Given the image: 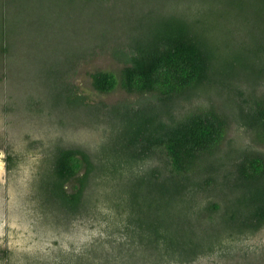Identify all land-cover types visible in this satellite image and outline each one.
Listing matches in <instances>:
<instances>
[{"label": "trees", "instance_id": "16d2710c", "mask_svg": "<svg viewBox=\"0 0 264 264\" xmlns=\"http://www.w3.org/2000/svg\"><path fill=\"white\" fill-rule=\"evenodd\" d=\"M18 11L52 20L11 26ZM19 46L49 98L29 96L46 128L17 143L0 93V190L27 217L0 264H264V0H0L4 60ZM99 49L119 65L90 71L93 88L132 99L70 80ZM37 239L48 252L25 248Z\"/></svg>", "mask_w": 264, "mask_h": 264}, {"label": "rangeland", "instance_id": "374dc122", "mask_svg": "<svg viewBox=\"0 0 264 264\" xmlns=\"http://www.w3.org/2000/svg\"><path fill=\"white\" fill-rule=\"evenodd\" d=\"M39 11V10H38ZM42 13V12H40ZM41 14L37 13H30L26 11H18L15 14H10V21L9 24L13 26L11 19L16 17L18 19V23L21 21L25 24H32L35 23V26L42 27L45 25L44 20L49 22L52 20V17H49V14L44 12ZM26 21V22H24ZM59 27L54 31V36L58 42L63 41L64 45V37L66 27L59 22ZM64 26L61 28L60 27ZM75 26V25H74ZM77 38V35H76ZM27 49L18 47L14 56H10L6 61L4 50L0 49V60H2V64L0 66V93L2 96H11V101L17 106L19 109L16 115L8 116V118L14 120L13 124L9 123L7 126L3 127V129L10 130L9 138L13 141L20 143L22 133L24 131H28L31 128L39 129V128H46V125L41 124V120L36 117L29 116L23 108L26 104V101L29 100V96L34 94L36 97L35 99H42L48 100L49 92L45 85H37L36 81H39L42 77H37V74H22V68L29 66V61L36 63L41 62L40 58H35L33 60V55L29 56V52H26ZM14 52V51H13ZM2 54V55H1ZM7 56V55H6ZM52 59V55L50 56ZM119 64L113 59L110 53L106 50H98L93 56H88L87 58L80 61L76 70H74L71 74L70 80L72 83L78 85L81 91L90 95L91 99L94 101L104 100L107 102H116L123 99H132L134 95H129L125 90L121 87L116 88L115 90L109 93H101L95 90L91 84V78L89 72L95 70L96 68H109L114 69L117 68ZM30 67V66H29ZM7 75H6V74ZM34 82V83H33ZM14 118V119H13ZM44 128V129H45ZM42 130L34 131L35 135H40ZM232 131V130H231ZM233 132V131H232ZM78 133L82 134L80 128L78 129ZM5 146H0V181L2 183H6V168H5ZM21 196L15 195V192L11 186L2 187L0 190V236L5 233V227L9 225L23 227L26 226L24 220H21L22 214L17 213L19 200ZM27 219V217H22ZM81 229L78 226L75 230V235H80ZM78 240V239H76ZM28 243L30 240L27 239ZM48 242H41L40 240H36L34 243L27 245L25 248L30 250H45L48 252L46 244Z\"/></svg>", "mask_w": 264, "mask_h": 264}]
</instances>
